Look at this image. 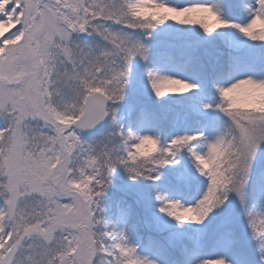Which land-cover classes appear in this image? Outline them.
<instances>
[{
    "label": "snow or ice",
    "instance_id": "6c2138e0",
    "mask_svg": "<svg viewBox=\"0 0 264 264\" xmlns=\"http://www.w3.org/2000/svg\"><path fill=\"white\" fill-rule=\"evenodd\" d=\"M0 264H264V0H0Z\"/></svg>",
    "mask_w": 264,
    "mask_h": 264
},
{
    "label": "rangeland",
    "instance_id": "374dc122",
    "mask_svg": "<svg viewBox=\"0 0 264 264\" xmlns=\"http://www.w3.org/2000/svg\"><path fill=\"white\" fill-rule=\"evenodd\" d=\"M229 18H238V17L230 16ZM203 255L208 258H214L217 255V250L212 247H208L204 250Z\"/></svg>",
    "mask_w": 264,
    "mask_h": 264
}]
</instances>
